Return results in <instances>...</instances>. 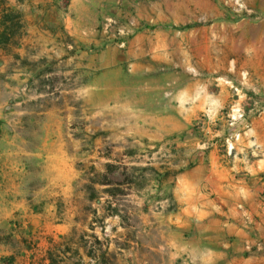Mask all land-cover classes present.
<instances>
[{
  "label": "rangeland",
  "instance_id": "obj_1",
  "mask_svg": "<svg viewBox=\"0 0 264 264\" xmlns=\"http://www.w3.org/2000/svg\"><path fill=\"white\" fill-rule=\"evenodd\" d=\"M122 6L94 28L56 15L53 44L21 43L31 21L15 11L0 47V85L16 89L0 93V200L26 187L54 216L0 220V264H206L178 246L175 189L211 152L242 150L264 113V0H176L143 19ZM108 19L133 34L106 33Z\"/></svg>",
  "mask_w": 264,
  "mask_h": 264
},
{
  "label": "crops",
  "instance_id": "obj_2",
  "mask_svg": "<svg viewBox=\"0 0 264 264\" xmlns=\"http://www.w3.org/2000/svg\"><path fill=\"white\" fill-rule=\"evenodd\" d=\"M62 1L0 0V32L2 16L7 8L26 14L27 20L31 21L29 28L33 36L28 40L23 39L21 43L53 44L60 35L49 22L58 14L63 15L67 28L77 21L84 22L85 28H94L105 13L118 12L116 5L119 1H122L125 11L135 14L137 19H143L147 12L176 0H69L67 12ZM0 57L5 58L1 48ZM3 71L0 64V74ZM20 72L15 77L22 80L20 77L24 76V70L20 69ZM12 89L0 85V93H5L4 97ZM0 100H3L2 95ZM3 106L0 104V108ZM240 145L243 154H239L238 150L226 162L211 152L207 161L181 172L178 177L175 189V200L180 205L175 216V223L180 228L178 246L186 254H198L206 264L212 263L210 260L213 255L218 260L230 262L228 264L264 262V257L250 253L245 248L248 242H264V113L243 132ZM7 188V197L0 200L2 222L15 217L32 222L54 216L49 210L37 212L38 209H34V203L31 205L26 199L30 193L25 191L26 187L15 185ZM14 189H24L16 192L24 196L10 194V191L15 193ZM46 189L47 186L42 187V190ZM45 204L49 206L50 203ZM54 229L66 231L67 226L59 225Z\"/></svg>",
  "mask_w": 264,
  "mask_h": 264
},
{
  "label": "trees",
  "instance_id": "obj_3",
  "mask_svg": "<svg viewBox=\"0 0 264 264\" xmlns=\"http://www.w3.org/2000/svg\"><path fill=\"white\" fill-rule=\"evenodd\" d=\"M14 10L7 8L2 16L0 32V47L3 44H8L15 37L17 29L19 28L20 15H17Z\"/></svg>",
  "mask_w": 264,
  "mask_h": 264
},
{
  "label": "built area",
  "instance_id": "obj_4",
  "mask_svg": "<svg viewBox=\"0 0 264 264\" xmlns=\"http://www.w3.org/2000/svg\"><path fill=\"white\" fill-rule=\"evenodd\" d=\"M135 26H136L135 22H133V21H130L128 23V25H126V26H122V25L118 24V22H116L115 20L108 19L106 21V24L104 25V31L106 33H108V32L110 33V32H112L113 29L119 28L120 35H122L123 37H127V36H130L131 34H133ZM230 149L231 150L233 149V144H231ZM245 248L250 253H263L264 252V242L257 241L255 244L248 242L246 244Z\"/></svg>",
  "mask_w": 264,
  "mask_h": 264
}]
</instances>
